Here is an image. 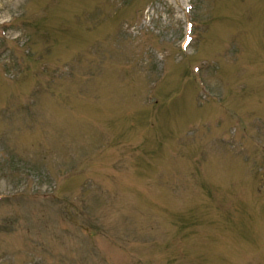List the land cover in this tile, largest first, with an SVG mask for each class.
I'll use <instances>...</instances> for the list:
<instances>
[{"label":"rangeland","instance_id":"374dc122","mask_svg":"<svg viewBox=\"0 0 264 264\" xmlns=\"http://www.w3.org/2000/svg\"><path fill=\"white\" fill-rule=\"evenodd\" d=\"M0 264H264V0H0Z\"/></svg>","mask_w":264,"mask_h":264}]
</instances>
